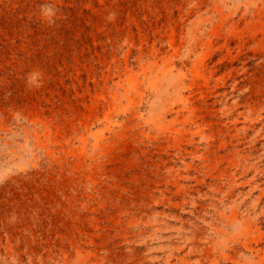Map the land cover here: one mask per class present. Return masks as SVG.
Here are the masks:
<instances>
[{
  "label": "rangeland",
  "instance_id": "1",
  "mask_svg": "<svg viewBox=\"0 0 264 264\" xmlns=\"http://www.w3.org/2000/svg\"><path fill=\"white\" fill-rule=\"evenodd\" d=\"M0 264H264V0H0Z\"/></svg>",
  "mask_w": 264,
  "mask_h": 264
}]
</instances>
